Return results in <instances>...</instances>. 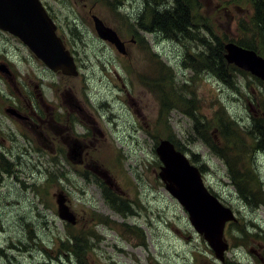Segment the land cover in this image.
I'll return each instance as SVG.
<instances>
[{
	"label": "rangeland",
	"instance_id": "obj_1",
	"mask_svg": "<svg viewBox=\"0 0 264 264\" xmlns=\"http://www.w3.org/2000/svg\"><path fill=\"white\" fill-rule=\"evenodd\" d=\"M42 1L79 74L52 70L0 29V264H264V80L214 61L217 40L253 36V0H188L185 34L149 29L154 9L176 0ZM92 13L126 53L97 34ZM162 139L196 155L236 213L223 261L166 189ZM238 167L249 199L232 183ZM59 193L75 224L59 216Z\"/></svg>",
	"mask_w": 264,
	"mask_h": 264
},
{
	"label": "water",
	"instance_id": "obj_2",
	"mask_svg": "<svg viewBox=\"0 0 264 264\" xmlns=\"http://www.w3.org/2000/svg\"><path fill=\"white\" fill-rule=\"evenodd\" d=\"M92 17L98 35L125 53L124 42L117 31L98 15ZM0 28L17 35L52 70L66 75L79 73L73 55L57 35V26L41 0H0ZM224 48L228 63L264 80V56L233 41L226 42ZM0 69L4 70V66L0 65ZM156 152L162 161L159 175L166 189L185 207L194 227L223 261L229 248L224 237L226 224L237 220L233 210L208 190L200 168L170 139H162ZM57 203L59 216L75 224L77 216L69 208L64 194H58Z\"/></svg>",
	"mask_w": 264,
	"mask_h": 264
},
{
	"label": "trees",
	"instance_id": "obj_3",
	"mask_svg": "<svg viewBox=\"0 0 264 264\" xmlns=\"http://www.w3.org/2000/svg\"><path fill=\"white\" fill-rule=\"evenodd\" d=\"M176 2H177V6L172 11H170V9L162 11L159 8H155L153 15H152V22H151L152 26H150L149 29H151V27L154 26V27L162 30L163 32H166V33L170 32V31H174V32L183 31V33L185 34V28H188L192 25L191 4L188 3V0H186V1L185 0H176ZM148 6H150V0H148ZM253 6H254V12H253V16H252L253 36L250 38L244 39V42H241L242 40H240L238 42V44H240L246 48L254 49L261 54V51L263 49H262V47H260L258 39H264V0H253ZM217 44H216L217 45V51H215L216 52V58L214 59V61L217 62L216 65H218V63H219L221 66H223L225 64V60H226L224 44L220 40H217ZM261 55H263V54H261ZM206 59H211L210 53H208L206 55ZM216 65L214 63V65H212L211 67L213 68ZM230 66H232L235 70H238L240 72H244L243 70L239 69L238 67H236L232 63L230 64ZM216 72L219 76L222 75L220 69L216 70ZM258 122H259V124L257 125V127H262L264 129V124H260V121H258ZM263 122H264V119H263ZM259 133H260L259 134V140H260L259 143H263L264 142V130H259ZM203 137H204L205 141H207V143L210 145V147L214 151L219 152L220 154L222 153V151L216 145V143L209 140L204 134H203ZM225 139L229 142V140L227 138H225ZM176 147L178 149L182 150V148L180 146L178 147L176 145ZM262 148H264V145L259 146V149H262ZM197 161H198L197 156L194 155V157L192 158V162H197ZM238 168H239V171H237V172H231V173L229 172L231 175L232 183L236 187L238 193L240 194V196L242 198L249 199L250 196L251 197L253 196L252 191H251L252 187H251L249 180L247 178V174L241 173L240 167H238ZM200 169L203 172V168L200 167ZM257 181H258V177H257ZM110 200H111V203L115 207H117L115 200H113L111 198H110ZM231 225H232V223L230 224V226Z\"/></svg>",
	"mask_w": 264,
	"mask_h": 264
},
{
	"label": "flooded vegetation",
	"instance_id": "obj_4",
	"mask_svg": "<svg viewBox=\"0 0 264 264\" xmlns=\"http://www.w3.org/2000/svg\"><path fill=\"white\" fill-rule=\"evenodd\" d=\"M91 12H92V10H91ZM94 14L92 13V16H93ZM100 17V16H99ZM101 18V17H100ZM102 19V18H101ZM103 20V19H102ZM104 21V20H103ZM105 23V22H104ZM106 24V23H105ZM107 25V24H106ZM121 38V37H120ZM64 40V39H63ZM121 40L124 42V45H125V50L127 49V41H125V40H123L122 38H121ZM109 42V41H108ZM109 43H111V42H109ZM126 52H127V50H126ZM125 52V53H126ZM4 70H6L7 71V68L6 67H4ZM11 112V114H13V115H16V116H19V112L15 109V108H10V110L8 109V112Z\"/></svg>",
	"mask_w": 264,
	"mask_h": 264
}]
</instances>
